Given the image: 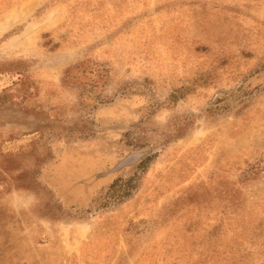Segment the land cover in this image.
Returning <instances> with one entry per match:
<instances>
[{"label":"rangeland","instance_id":"374dc122","mask_svg":"<svg viewBox=\"0 0 264 264\" xmlns=\"http://www.w3.org/2000/svg\"><path fill=\"white\" fill-rule=\"evenodd\" d=\"M0 264H264V0H0Z\"/></svg>","mask_w":264,"mask_h":264},{"label":"trees","instance_id":"16d2710c","mask_svg":"<svg viewBox=\"0 0 264 264\" xmlns=\"http://www.w3.org/2000/svg\"><path fill=\"white\" fill-rule=\"evenodd\" d=\"M65 80L70 84H75L81 81L84 91L82 92V103L84 107L92 106L97 108L98 106L107 105L112 102V98L106 97L102 94L103 87L109 81V71L104 66L97 63L87 61L76 64L69 67L65 74ZM84 84V85H83ZM99 90L100 94L96 95ZM144 163V161L142 162ZM249 176L251 173H247ZM119 182H115L112 186L116 187ZM125 186L123 193L116 197L118 202L125 200L132 193V189L136 187L134 177L129 178L122 185Z\"/></svg>","mask_w":264,"mask_h":264}]
</instances>
